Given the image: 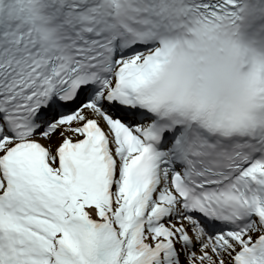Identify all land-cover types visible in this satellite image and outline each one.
Segmentation results:
<instances>
[{
	"label": "snow or ice",
	"instance_id": "snow-or-ice-1",
	"mask_svg": "<svg viewBox=\"0 0 264 264\" xmlns=\"http://www.w3.org/2000/svg\"><path fill=\"white\" fill-rule=\"evenodd\" d=\"M0 264H264V0H0Z\"/></svg>",
	"mask_w": 264,
	"mask_h": 264
}]
</instances>
